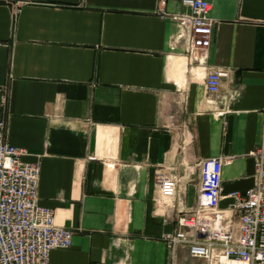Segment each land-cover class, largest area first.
<instances>
[{
  "label": "crops",
  "instance_id": "1",
  "mask_svg": "<svg viewBox=\"0 0 264 264\" xmlns=\"http://www.w3.org/2000/svg\"><path fill=\"white\" fill-rule=\"evenodd\" d=\"M209 1L214 32L200 65L158 0H0V118L7 93L8 139L41 162L39 203L74 230L52 264H205L163 239L196 203L198 162L227 158L223 195L253 185L264 0ZM167 10L187 7L168 0ZM209 66L232 70L219 95L205 86ZM159 173L178 178L172 203Z\"/></svg>",
  "mask_w": 264,
  "mask_h": 264
},
{
  "label": "built area",
  "instance_id": "2",
  "mask_svg": "<svg viewBox=\"0 0 264 264\" xmlns=\"http://www.w3.org/2000/svg\"><path fill=\"white\" fill-rule=\"evenodd\" d=\"M187 10L170 12L168 0H158L163 16L175 19L189 60L206 65L212 43L215 19L210 15L209 0H180ZM231 69L209 66L205 86L210 94H221L223 79ZM239 92L233 91V95ZM216 97L208 101L214 103ZM7 93L3 96L4 114L0 118V264H52L51 251L73 243L74 230L60 225L53 207L39 203L40 161H24V152L7 136ZM223 112L225 108H218ZM255 156V181L244 192L222 194L223 155L201 158L196 203L180 208L175 225L163 233L169 249L187 247L205 264H264V124L260 143L252 150ZM157 189L161 199L172 203L179 188L174 175L159 173ZM224 196L231 197L221 206Z\"/></svg>",
  "mask_w": 264,
  "mask_h": 264
}]
</instances>
